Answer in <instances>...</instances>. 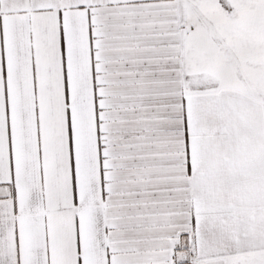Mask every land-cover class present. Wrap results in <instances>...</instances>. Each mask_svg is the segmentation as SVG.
I'll list each match as a JSON object with an SVG mask.
<instances>
[{"label": "snow or ice", "instance_id": "obj_1", "mask_svg": "<svg viewBox=\"0 0 264 264\" xmlns=\"http://www.w3.org/2000/svg\"><path fill=\"white\" fill-rule=\"evenodd\" d=\"M0 264H264V0H0Z\"/></svg>", "mask_w": 264, "mask_h": 264}]
</instances>
